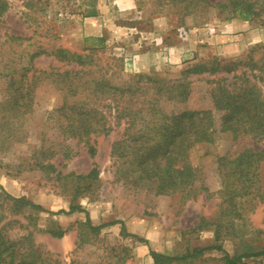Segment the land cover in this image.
I'll return each instance as SVG.
<instances>
[{"label":"rangeland","instance_id":"374dc122","mask_svg":"<svg viewBox=\"0 0 264 264\" xmlns=\"http://www.w3.org/2000/svg\"><path fill=\"white\" fill-rule=\"evenodd\" d=\"M5 1L8 9L0 17V185L9 194L25 197L48 212L79 205L87 211L93 226L104 225L99 231H92L85 224L84 212L52 215L26 207L14 209L0 198V227L8 222L4 231L8 237L19 240L30 233L33 250L41 254L44 264H154L150 250L174 256L209 246H221L222 250H209L170 264H224L226 253L232 257L248 248L264 250V198L257 203H250L251 196L237 198V203L245 199L248 202L236 208L227 206V197H221L225 185L218 171L220 157L244 148H259L261 144L248 136L235 139L228 132H217L212 142L198 144L190 151L189 160L199 171L195 196L184 201L180 194L155 196L149 187L116 180L111 145L121 129L87 140L65 139L59 123L51 116L61 106V96L49 81L37 78L38 70L78 69L51 55L58 48L76 54L94 49L96 64L103 69L118 59L119 68L127 77L143 73L174 81L188 65L209 62L213 57L223 66L235 64L246 71L247 62L264 64L261 22L225 20L223 13L212 8L184 16L170 0H135L136 11L108 14L107 27L98 37L103 40L100 42L97 37H85L82 27L85 11L91 8L89 1ZM219 36H226L225 41ZM240 41L244 42L240 51H224L223 45ZM177 45L185 46L186 51L172 53ZM34 52L41 54L32 57ZM144 53H151L149 62L139 61ZM253 74V80L264 92V69ZM232 76L227 72L190 76L187 101L166 108L210 109L208 81L226 78L231 82ZM33 80L35 83H31ZM28 87L33 90L32 99H18L17 92L26 94ZM29 105L33 107L29 114L14 110ZM41 143L44 149L53 145L56 150L46 160L53 168L34 165L43 159V151L37 150ZM63 147H67L68 158L63 155ZM90 147L94 148V155L90 154ZM94 168L97 176L77 178ZM259 173L264 194V164ZM120 221L128 234L144 238L148 244H140L124 233ZM53 230L65 234L58 238L51 234ZM216 231L221 235L219 241L215 239ZM245 262L260 264L264 258Z\"/></svg>","mask_w":264,"mask_h":264},{"label":"trees","instance_id":"16d2710c","mask_svg":"<svg viewBox=\"0 0 264 264\" xmlns=\"http://www.w3.org/2000/svg\"><path fill=\"white\" fill-rule=\"evenodd\" d=\"M85 1H89L91 8L85 11L84 17L97 16L96 1ZM170 2L178 5L184 16H193L212 8L223 13L225 20L259 21L264 25V0ZM7 9L8 3L1 0L0 17ZM97 40L103 41L101 38ZM95 52L91 49L87 54H76L58 48L51 55L63 64L76 65L78 69L60 72L52 68L49 71H37V78L49 81L61 96L62 104L51 112V116L59 123L65 139L87 140L95 135L107 136L115 128H120L119 138L111 145L116 180H123L135 187H149L155 196L180 194L181 201H184L195 196L199 180V171L189 160L190 151L198 144L212 142L217 132H228L235 139L248 136L261 146L244 148L234 155L218 159L219 175L225 185L221 197H227V206L234 208L247 201L245 199L237 203V198L251 196L250 203L255 200L257 203L264 198L259 173L264 164V92L253 80L256 77L254 71L262 72L264 64L247 62L249 67L243 71L235 64L223 66L217 57H213L209 62L188 65L180 72L178 79L171 81L143 73L124 76L123 69L117 64L118 59L103 69L96 64ZM40 54L34 52L32 57ZM93 66L97 68L92 70ZM220 72L233 73L232 81L228 82L226 78L208 81L211 85L208 91L212 103L210 109L169 111L166 108L169 104L174 106L187 101L192 84L190 76H214ZM35 80L31 83H35ZM17 94L18 99L31 100L34 93L30 87L26 94L22 91ZM14 110L24 115L33 112V107L21 106ZM44 147L42 143L37 147V150L43 151V159L37 160L34 165L37 168H53L46 160L56 150L53 145ZM63 148H66L63 155L68 158L67 147ZM89 152L94 155V148L90 147ZM97 173L94 168L86 176L77 178L95 177ZM0 198L4 203L10 202L14 209L26 207L52 215L84 212L85 224L92 231H99L104 226H93L87 211L79 205L71 204L69 210L48 212L25 197L9 194L1 185ZM7 223L0 227V264H44L41 254L33 250L30 233L19 240L12 239L4 232ZM119 223L124 233L140 244H148L146 239L128 234L124 223ZM51 234L60 238L65 233L53 230ZM215 234L216 241H219L220 232L216 231ZM209 250L221 251L222 247L195 248L191 253L174 256L150 250V255L154 264H170L195 258ZM252 258H264V250L248 248L232 257L226 253L222 261L224 264H246L245 261Z\"/></svg>","mask_w":264,"mask_h":264},{"label":"crops","instance_id":"0c3cea01","mask_svg":"<svg viewBox=\"0 0 264 264\" xmlns=\"http://www.w3.org/2000/svg\"><path fill=\"white\" fill-rule=\"evenodd\" d=\"M135 0H97V16L84 17L82 27L85 32V37H101L104 29L108 24V14L113 11L117 14H127L136 11ZM219 39L225 41L226 36H219ZM224 51L230 50L231 52L240 51L244 46V42L240 41L235 45H223ZM222 48V47H221ZM186 51L185 46L177 45L172 53L181 54ZM151 53H144L139 57V61H150Z\"/></svg>","mask_w":264,"mask_h":264}]
</instances>
